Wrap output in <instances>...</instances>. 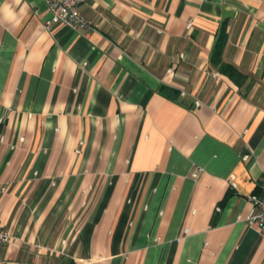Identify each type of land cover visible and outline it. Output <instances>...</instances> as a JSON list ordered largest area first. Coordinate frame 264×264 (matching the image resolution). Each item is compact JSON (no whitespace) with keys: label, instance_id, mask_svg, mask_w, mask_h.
<instances>
[{"label":"crops","instance_id":"1","mask_svg":"<svg viewBox=\"0 0 264 264\" xmlns=\"http://www.w3.org/2000/svg\"><path fill=\"white\" fill-rule=\"evenodd\" d=\"M79 12L0 0V264H264V0Z\"/></svg>","mask_w":264,"mask_h":264},{"label":"built area","instance_id":"2","mask_svg":"<svg viewBox=\"0 0 264 264\" xmlns=\"http://www.w3.org/2000/svg\"><path fill=\"white\" fill-rule=\"evenodd\" d=\"M87 0H45L49 9V17L44 23L45 29L49 30L53 26L63 25L75 29L77 27H86V23L79 12L80 6L86 3ZM171 73V69L168 71ZM217 76V74H215ZM183 94V93H182ZM244 160L247 156L243 157ZM198 168L193 171L192 178L197 179L201 173ZM234 176H231L232 181ZM5 188H1L0 192H4ZM251 204L249 214L244 221L250 226H255L264 237V183L261 186L259 195H251L248 197ZM188 233V230H184ZM10 242L9 233L0 226V248Z\"/></svg>","mask_w":264,"mask_h":264}]
</instances>
